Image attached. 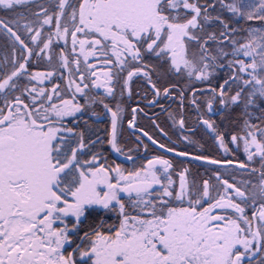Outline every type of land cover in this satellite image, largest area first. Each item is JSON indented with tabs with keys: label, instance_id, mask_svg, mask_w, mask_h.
Instances as JSON below:
<instances>
[{
	"label": "snow or ice",
	"instance_id": "obj_1",
	"mask_svg": "<svg viewBox=\"0 0 264 264\" xmlns=\"http://www.w3.org/2000/svg\"><path fill=\"white\" fill-rule=\"evenodd\" d=\"M0 37V264H264V0H0Z\"/></svg>",
	"mask_w": 264,
	"mask_h": 264
},
{
	"label": "flooded vegetation",
	"instance_id": "obj_2",
	"mask_svg": "<svg viewBox=\"0 0 264 264\" xmlns=\"http://www.w3.org/2000/svg\"><path fill=\"white\" fill-rule=\"evenodd\" d=\"M3 38L0 37V40H2ZM3 53L2 51H0V57H2ZM135 85H134V90H135ZM132 106H136V102L133 101L132 102ZM173 108H175V105L172 106ZM146 111H148V115L151 118H156L154 115V112L146 109ZM161 110L159 108L155 109V112H160ZM130 112V109H129ZM127 119H128V115H125V123L123 125L124 127V133H123V138H122V146L124 147L125 151H128L129 148L135 149L136 148V143H135V136L136 135H141L142 139H144L147 142V138L142 136V133H136V134H132L130 135V133H132L131 129H128L127 127ZM158 122L161 124L162 127L165 128L166 131H168L171 127V122L168 121L166 114L161 113ZM189 124H192L195 122V116L194 115H190L189 116ZM138 123L139 125L147 130L150 134L154 135L156 138L160 139V135L159 132L157 130L154 129L153 125H151V123L149 122V118L148 117H144L143 114H141L140 117H138ZM103 131L104 128L103 126L100 129V134L103 135ZM105 148H107V145H105ZM207 151H209L211 154L215 155V149L211 148V141H207L206 142V149ZM110 151V149H109ZM133 155H135V152H133ZM140 155H145V153L143 152V148L141 147L140 149ZM243 155V153H241V156ZM113 158L117 159L119 162H124L123 161V157H117L115 155V153L112 154ZM198 163L199 162H188L186 163L185 166L189 167L191 170V175L189 177V179H200L201 177L197 176V172L199 171L200 174H202L203 176H206L207 174L204 173V169L205 167H207L206 165L203 164H199L198 167ZM175 179L178 180V177H174Z\"/></svg>",
	"mask_w": 264,
	"mask_h": 264
},
{
	"label": "trees",
	"instance_id": "obj_3",
	"mask_svg": "<svg viewBox=\"0 0 264 264\" xmlns=\"http://www.w3.org/2000/svg\"><path fill=\"white\" fill-rule=\"evenodd\" d=\"M253 23L258 24V22H253ZM246 26H247V25H246Z\"/></svg>",
	"mask_w": 264,
	"mask_h": 264
}]
</instances>
